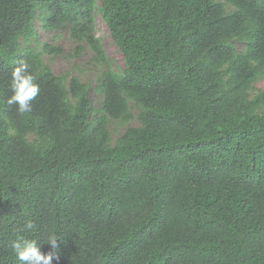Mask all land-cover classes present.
<instances>
[{
  "label": "trees",
  "instance_id": "16d2710c",
  "mask_svg": "<svg viewBox=\"0 0 264 264\" xmlns=\"http://www.w3.org/2000/svg\"><path fill=\"white\" fill-rule=\"evenodd\" d=\"M37 21L106 64L99 108L30 45ZM20 60L40 88L23 115L6 103ZM263 76L264 0H0V264L21 237L52 264H264Z\"/></svg>",
  "mask_w": 264,
  "mask_h": 264
},
{
  "label": "rangeland",
  "instance_id": "374dc122",
  "mask_svg": "<svg viewBox=\"0 0 264 264\" xmlns=\"http://www.w3.org/2000/svg\"><path fill=\"white\" fill-rule=\"evenodd\" d=\"M36 27L37 37L30 41V45L37 51L42 52L43 59L55 74L68 78L76 75L82 81L88 82L92 88L93 106L99 108L102 102V95L97 91L96 87L103 72L107 69L106 64L100 61L90 44L73 37L68 27L47 30L42 27V22L40 21H37ZM94 31L103 47L109 64L115 71L123 73L125 69L123 55L114 43L109 29L99 13H97L94 22ZM45 45L59 48L60 52H46L44 50ZM238 46L239 49H242L244 44L239 43ZM262 90H264V76L256 82L253 94ZM131 105L136 115L139 109L135 107L134 103H131ZM139 124L137 117L127 123L111 121L110 131L112 139L115 141L129 126H137Z\"/></svg>",
  "mask_w": 264,
  "mask_h": 264
},
{
  "label": "clouds",
  "instance_id": "9594fccd",
  "mask_svg": "<svg viewBox=\"0 0 264 264\" xmlns=\"http://www.w3.org/2000/svg\"><path fill=\"white\" fill-rule=\"evenodd\" d=\"M11 95L7 99L8 106L15 105L21 115L31 111V102L38 96L40 88L36 83V77L30 71V65L20 60L11 72ZM26 230H35L36 225L28 220L24 224ZM56 237H49L47 242L53 248L57 247ZM12 248L20 264H52L53 254H44L40 250V244L35 239L27 240L19 238L14 241Z\"/></svg>",
  "mask_w": 264,
  "mask_h": 264
}]
</instances>
